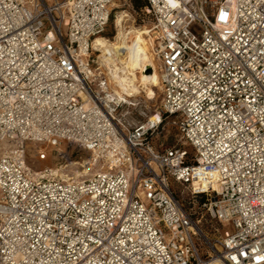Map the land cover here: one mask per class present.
Here are the masks:
<instances>
[{
  "label": "built area",
  "instance_id": "2783aa9c",
  "mask_svg": "<svg viewBox=\"0 0 264 264\" xmlns=\"http://www.w3.org/2000/svg\"><path fill=\"white\" fill-rule=\"evenodd\" d=\"M145 1L154 109L94 59L116 0H0V264H264V0Z\"/></svg>",
  "mask_w": 264,
  "mask_h": 264
},
{
  "label": "bare ground",
  "instance_id": "6f19581e",
  "mask_svg": "<svg viewBox=\"0 0 264 264\" xmlns=\"http://www.w3.org/2000/svg\"><path fill=\"white\" fill-rule=\"evenodd\" d=\"M124 16L118 15L115 20L118 33L114 39L98 35L92 46L100 52V64L104 66L115 94L129 103L141 93L147 99H153L156 96L154 88L159 86V72L151 52V38L146 37L151 34L146 28L123 30ZM52 173L56 174L53 170Z\"/></svg>",
  "mask_w": 264,
  "mask_h": 264
},
{
  "label": "rangeland",
  "instance_id": "374dc122",
  "mask_svg": "<svg viewBox=\"0 0 264 264\" xmlns=\"http://www.w3.org/2000/svg\"><path fill=\"white\" fill-rule=\"evenodd\" d=\"M118 15H122L123 22H122V28L123 30L129 29V27H136L139 29H148L150 28V22L149 18L144 15L143 11H140L136 9L131 0H116V2L113 4L112 11H111V20L108 23L107 26V32L108 34H112L111 38H108L107 36H104L108 39H114L115 36L118 33V27L115 24V20ZM128 27V28H127ZM147 39H149L150 36H146ZM151 42V52L153 53V43L152 39ZM154 63L157 67V69L160 67L159 61L156 60L154 54ZM95 61L100 64V59L97 53H95L94 56ZM150 71L149 69L147 70ZM156 92V96L153 99H147L145 97L144 93H141L138 96H135L134 98L139 99L144 103L143 108L149 107L151 109H154L156 106L160 104L161 99V91L160 87L157 86L154 88ZM153 143L156 146H159L160 144L163 146H184L187 149L189 147L185 145L184 141L180 138V135L178 131L175 129V127L171 126L170 124L166 125L161 132L153 138ZM41 146L38 143L33 142H27L26 149H27V155H26V162L27 164L33 168L34 170L42 169L44 167L51 168L54 172H56V175L58 177L62 178H69V177H76L86 174L85 170L87 171V165L85 164V161L89 157V153L85 150L81 149L79 146L76 145H70L65 146L64 144H61L58 146V152L53 151V148L49 150V156L45 161H39L34 156L36 148ZM64 152V154H62ZM88 173L90 172L87 171ZM207 227H205V230L208 234H210V231L212 229V225L214 223L210 222L208 220Z\"/></svg>",
  "mask_w": 264,
  "mask_h": 264
},
{
  "label": "trees",
  "instance_id": "16d2710c",
  "mask_svg": "<svg viewBox=\"0 0 264 264\" xmlns=\"http://www.w3.org/2000/svg\"><path fill=\"white\" fill-rule=\"evenodd\" d=\"M131 2L133 4V6L136 9L140 10V11H143L144 10V7L146 5V1L145 0H131ZM111 18L112 17L110 16L109 22H110ZM107 26H108V24H107ZM107 26H106L105 30L103 31V33L101 35L107 36L108 38H111L112 37V34H108V32H107Z\"/></svg>",
  "mask_w": 264,
  "mask_h": 264
}]
</instances>
